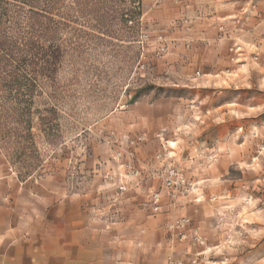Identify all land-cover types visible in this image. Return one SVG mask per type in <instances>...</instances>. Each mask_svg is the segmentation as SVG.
<instances>
[{"label": "rangeland", "instance_id": "rangeland-1", "mask_svg": "<svg viewBox=\"0 0 264 264\" xmlns=\"http://www.w3.org/2000/svg\"><path fill=\"white\" fill-rule=\"evenodd\" d=\"M181 6L0 0V59L20 79L0 61V178L10 206L28 182L14 212L42 224L10 257L54 264L71 228L74 264L97 263V241L107 261L147 229L137 242L166 264H264V60L203 76Z\"/></svg>", "mask_w": 264, "mask_h": 264}, {"label": "crops", "instance_id": "crops-1", "mask_svg": "<svg viewBox=\"0 0 264 264\" xmlns=\"http://www.w3.org/2000/svg\"><path fill=\"white\" fill-rule=\"evenodd\" d=\"M181 6V18L179 26L183 30V43L189 41L187 29H192V50L195 59L199 62L200 69H206L203 76L216 78L224 73L228 75L237 70L238 62L242 67L251 64L252 56L260 55L264 60V0H175ZM192 17V18H191ZM170 23V22H169ZM191 38V37H190ZM240 49L241 55L237 61L230 60L232 56L230 49ZM247 64V65H246ZM232 70V71H231ZM199 75V74H198ZM237 105L234 103L226 106ZM154 176L153 170H150ZM8 177L0 178V194L7 196L8 191L17 189L15 182L6 180ZM28 182L21 183L17 190V196L13 199L10 206L8 203L9 196L0 199V264H41L40 258L33 257L32 251L24 248L21 250L20 257H10L14 253V247L18 244H26L21 233L31 231L35 224H40L41 214L36 215L30 212H14V205H23L26 196V185ZM8 189V190H7ZM16 207V210H17ZM34 217H37L35 219ZM33 222V223H32ZM39 226L36 228L39 229ZM148 230H139L137 234L133 232L127 236L135 242L134 246L127 247L123 251L113 252V257L107 258L103 255L102 247L97 241L96 261L91 264H166V249L158 240L151 243L141 244L137 242L138 237L148 236ZM68 233V245L63 257L59 260L54 259V264H74L72 254L73 230H66ZM81 237H87V230L81 232ZM99 233V232H97ZM153 236V235H152ZM55 233L53 239L55 238ZM86 244L88 250V244ZM16 250V249H15ZM20 252V251H19ZM89 252V251H88ZM57 251L54 250V255ZM91 253H94L91 251ZM87 255V256H86ZM102 255V259H101ZM89 254L82 253L81 264H89ZM120 260H116V258ZM86 258V259H84ZM105 260H104V259ZM99 260V261H98Z\"/></svg>", "mask_w": 264, "mask_h": 264}, {"label": "trees", "instance_id": "trees-1", "mask_svg": "<svg viewBox=\"0 0 264 264\" xmlns=\"http://www.w3.org/2000/svg\"><path fill=\"white\" fill-rule=\"evenodd\" d=\"M5 16H6V12L5 11H1L0 12V20H1V18H4ZM4 51H6V50H1L2 56H1L0 61H3L4 63H6L4 65V67L9 70V71L7 70L8 71L7 74H9L8 77L13 79V82H10V85H13V86L14 85H20V82H19L20 79H19V76H18L19 75V73H18L19 69L16 70V67H12L11 65H8L9 61H8L7 58H11L12 57V51L8 50V54H7V52L5 53ZM4 53H5V55H4Z\"/></svg>", "mask_w": 264, "mask_h": 264}, {"label": "built area", "instance_id": "built-area-1", "mask_svg": "<svg viewBox=\"0 0 264 264\" xmlns=\"http://www.w3.org/2000/svg\"><path fill=\"white\" fill-rule=\"evenodd\" d=\"M230 52L232 54V56L230 57L231 62L232 61H237L240 58V55H241L240 49L232 48V49H230ZM258 58H259V56L255 55L253 59L254 60H258ZM171 175H175V174L173 172H171ZM151 201H152L153 208L156 211L158 209V195L156 193H153L151 195ZM184 223H187V221L178 222V224H177L178 226L177 227L183 228ZM184 237H185L184 235H181V238H184ZM170 263L171 264H175L173 262H170ZM176 264H179V263H176Z\"/></svg>", "mask_w": 264, "mask_h": 264}]
</instances>
